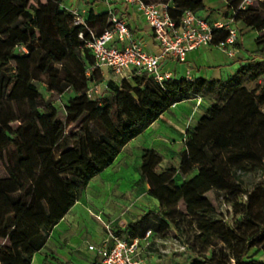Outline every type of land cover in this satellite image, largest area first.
Segmentation results:
<instances>
[{
	"label": "trees",
	"instance_id": "16d2710c",
	"mask_svg": "<svg viewBox=\"0 0 264 264\" xmlns=\"http://www.w3.org/2000/svg\"><path fill=\"white\" fill-rule=\"evenodd\" d=\"M143 1L170 2L176 22L187 9L200 16L207 9L204 0ZM241 2L225 0L224 12H218L234 19L237 48L238 23L256 31V49L247 63L227 81L172 77L160 83L144 70L113 80L108 71L105 76L93 68L85 43L90 31H102L108 11L89 7L82 13L84 24H75L61 0H0V163L6 171L0 195L11 205V212H4L0 203V264H31L80 188L188 94H208L210 104L186 131L178 167L156 172L162 156L147 150L138 181L148 184L158 209L150 211L151 221L141 217L129 223L128 236L171 233L187 248L190 264H264V258L255 257H264V85L249 89L242 84L245 77L264 76V1L244 9ZM225 36L216 30L213 42ZM93 81L100 88L90 97ZM51 94L62 104L56 105ZM59 108L64 121L55 117ZM104 114L110 124L101 119ZM176 174L181 185L174 183ZM247 174L259 180L241 203L237 198L245 191ZM212 190L225 192L241 217L214 220L218 208L208 196Z\"/></svg>",
	"mask_w": 264,
	"mask_h": 264
},
{
	"label": "rangeland",
	"instance_id": "374dc122",
	"mask_svg": "<svg viewBox=\"0 0 264 264\" xmlns=\"http://www.w3.org/2000/svg\"><path fill=\"white\" fill-rule=\"evenodd\" d=\"M76 2L83 3L81 0H76ZM215 9L224 12L223 7ZM251 31L250 28L242 26L239 34L244 35ZM243 43L245 46H241L240 50L251 48L248 40L243 41ZM106 72L107 70L103 69V73ZM228 79H224V81ZM242 84L249 89L259 87L264 85V76L259 77L257 80L245 77L242 79ZM66 97L67 95L64 96L65 99ZM200 97V104H196L197 97L195 94H188V97L182 100L190 101L182 103V100H180L175 102H181L180 104L174 105L175 103H173L170 106L173 107V110H169L170 115L167 118L176 117L182 121L186 127L184 133H179L176 128L171 127V130H173L171 134L161 135L159 127L162 125H160L155 127L152 132L147 131L135 137L123 148L111 165L80 188L77 200L63 220L55 225L45 245L40 249L44 257L41 264H90V254H94L95 251L87 248L84 251L90 254L80 251L79 243L82 239L88 240L89 243L97 247L100 244L99 238L108 235L109 232L117 235L116 232L120 231V237L127 238L129 223L137 221L141 217H144V220L147 221L153 220L150 211L158 209V202L148 194V184L145 182L139 183L138 181L142 159L147 150L153 148L162 156V161L156 168V172H161L169 165L179 166L180 152L185 148L186 131L191 130L196 125L199 117L205 113L211 101L208 94ZM51 98L56 105L62 104L60 96L51 94ZM261 108L264 109V105ZM55 117L64 121V110L59 108ZM101 119L106 124H110L107 115H102ZM165 121L169 120L163 122L165 123ZM4 169V165L0 163V177L6 175ZM196 171L194 170L186 178L192 177ZM258 180L257 174H247L245 176V191L238 196L239 202L245 203L247 201L248 195ZM182 182L183 179L179 174H176L174 183L181 185ZM160 190L166 196L171 197L167 190L163 188H160ZM208 196L215 201L218 208L214 220L229 219L234 221L241 217L236 212L233 204L228 201L225 192L212 190L208 193ZM0 203L4 212H11L10 202L4 195H0ZM179 207H182V205L179 204ZM140 251V256L146 259L149 264H190L192 259L187 248L180 244L171 233L166 237H161L151 232L147 241L141 242ZM66 253L71 256H66ZM255 257L258 259L264 258L260 253Z\"/></svg>",
	"mask_w": 264,
	"mask_h": 264
},
{
	"label": "built area",
	"instance_id": "2783aa9c",
	"mask_svg": "<svg viewBox=\"0 0 264 264\" xmlns=\"http://www.w3.org/2000/svg\"><path fill=\"white\" fill-rule=\"evenodd\" d=\"M107 5L121 2L127 7L139 10L144 21L153 32L154 39L160 47V53H149L136 41L124 19L117 15L111 8L108 9L106 25L99 34L90 31V38L86 41L94 57L93 68L105 69L108 77L119 80L132 73L147 71L158 82L172 78L170 71L160 68L161 59L171 56L178 61H184L189 51L200 47L214 46L227 57L233 58L238 48L236 42L238 33L232 17L209 21L187 9L181 14L179 21L171 17V3H146L143 0H100ZM256 1L242 0L240 8L244 9ZM74 23L84 24L82 12L71 9ZM224 30V39L213 42L214 32ZM82 37V34L79 35ZM89 72V71H87ZM100 85L92 82L87 90L88 96L95 97ZM196 104H200L201 97L196 95ZM151 231L148 230L143 238H122L109 232L107 237L95 247L88 245V249L98 255L99 264H149L140 256L141 242L147 241Z\"/></svg>",
	"mask_w": 264,
	"mask_h": 264
},
{
	"label": "crops",
	"instance_id": "0c3cea01",
	"mask_svg": "<svg viewBox=\"0 0 264 264\" xmlns=\"http://www.w3.org/2000/svg\"><path fill=\"white\" fill-rule=\"evenodd\" d=\"M61 1L68 8L78 9V11L82 13H84L89 7H93V9L98 13L108 11V9L111 8L117 15H119L122 19L126 21L132 33V36L136 39V41H138L142 45L145 51L155 54L160 53V47L154 39L151 28L144 21L142 13L135 7H127L121 2H114L110 5H107L106 3H103L100 0H81L84 4L77 3L76 0ZM204 2L207 6V9L200 12L202 17L206 18L209 21L225 19V17H223V15H221L218 10L215 9L218 7H223L224 9L225 0H204ZM238 26L242 27V23H238ZM255 34L256 31L252 30L250 33L240 35L239 41L241 42V46L244 47L245 44L243 43V41L248 40V44L250 45L249 47L251 48H244L243 51L238 48L236 55L233 58L227 57L222 51H220L214 46L200 47L193 51H189L184 61H178L171 56H166L162 58L160 62V68L164 71H170L174 78L187 79L189 81H193L197 77H201L206 80L228 79L235 73H237L242 65L247 63L248 53L256 49V44L254 41ZM104 75L106 76V73ZM188 101L190 100H182L181 102L183 103ZM180 103H175L174 105ZM169 110H173V107H170L165 112H163L156 120H154L146 129L143 130V132H141L137 136L144 134L147 131L152 132L155 127H159L160 125H162L159 127V133H161V135L171 134V131H173L171 130V127H173L174 129L176 128L179 133H184L186 127L182 121H180L176 117H173L172 119L167 118V116L170 115ZM164 120L169 121H165L164 123ZM133 139H131L129 142H131ZM129 142L127 144H129ZM63 218L60 219L58 223H60ZM106 237L107 235L102 238H99V242L101 243ZM89 244L91 243H89L88 240L82 239L79 243V250L83 251L86 254H90L84 251L85 248L88 249ZM90 255V264H99L100 259L96 252ZM66 256L70 257L71 255L69 253H66ZM43 259L44 257L41 254V250H39L34 253L31 264H41Z\"/></svg>",
	"mask_w": 264,
	"mask_h": 264
}]
</instances>
